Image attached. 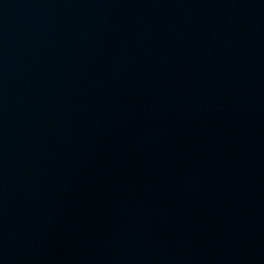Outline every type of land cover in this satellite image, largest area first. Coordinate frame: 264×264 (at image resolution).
I'll return each mask as SVG.
<instances>
[{"label":"water","instance_id":"95a60500","mask_svg":"<svg viewBox=\"0 0 264 264\" xmlns=\"http://www.w3.org/2000/svg\"><path fill=\"white\" fill-rule=\"evenodd\" d=\"M0 264H264V0H0Z\"/></svg>","mask_w":264,"mask_h":264}]
</instances>
